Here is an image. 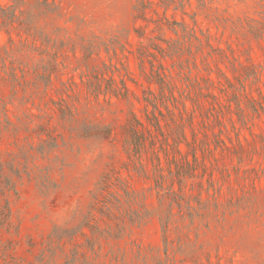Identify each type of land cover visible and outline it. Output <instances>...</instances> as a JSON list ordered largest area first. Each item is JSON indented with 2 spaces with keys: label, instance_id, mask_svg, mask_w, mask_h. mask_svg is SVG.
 I'll return each mask as SVG.
<instances>
[{
  "label": "rangeland",
  "instance_id": "obj_1",
  "mask_svg": "<svg viewBox=\"0 0 264 264\" xmlns=\"http://www.w3.org/2000/svg\"><path fill=\"white\" fill-rule=\"evenodd\" d=\"M134 1L58 0L61 15L39 21L40 28L51 33V36H54V30L58 29L62 37L70 38L58 55V77L54 79L46 97V100L58 102L66 108L65 119L59 121L57 112L51 107V110H46V114L42 116L46 132L57 141V145L49 155L37 154V167L33 169L37 175L34 178L25 177L18 185V195L14 196L11 202L10 227L0 228V264H160L164 257V238L169 243V264H264V173L260 172L261 169L264 170V150L256 143L258 138L250 136L251 133L258 136L261 130L264 131V116L250 118L248 113L247 129L241 128L231 103L232 95L230 96L229 91L219 93L218 84L215 85L213 93L221 104L210 105L200 99L194 111L193 130H186L191 152L195 151L198 159L194 163V169L197 170L196 184L185 180L184 191L189 189L197 192L201 180L206 187L205 181L213 179L217 186H221L222 194L219 200L224 202L236 198L241 208L224 221L216 220L210 215V211H207L208 206L209 210L213 207L207 204L209 198L206 192L201 191L195 199L202 203L199 208L201 216L204 217L202 222L198 220L191 225L187 221L186 224L182 220L174 221L163 233L157 218H151L140 225L122 226L124 233L120 237H97L94 241H88L86 237L77 234L75 238L64 243L65 255L57 256L54 261L49 258L44 263H39L42 250L47 247L48 238L56 227L75 226L83 220L92 203L93 193L104 175L112 177L111 184L107 186V193H112L115 186L122 183L130 190L143 192L146 196L144 202L150 209L157 203L154 192L148 191L152 183L131 169L132 163L124 148V129L131 112L144 120L143 91L149 87L139 70L136 57L138 46H147L150 42L145 38L138 39L134 31L139 30L148 38L176 37L166 27L162 31H155V21L158 22L164 17V8L159 0H153L157 4L153 6L156 13L150 11L147 14L150 22L134 19ZM190 3V6L184 7L186 15L183 11L173 10L171 7L166 11L165 18L169 22L185 21L195 29L197 35L200 30L209 34L214 46L225 49L230 58L233 56L244 66L253 65L258 69L264 66V35L261 39H255L246 32V27L241 29L239 35L232 32V27H222L226 20L238 23L239 27L241 23L245 26V20L264 23L260 15V5L264 4V1L212 0V14L219 22L206 18L205 13L197 9L195 0H190ZM195 13L197 14L194 25L190 17ZM256 26L260 27L259 24ZM11 37L18 41L15 33H12ZM7 39V35L1 32L0 47L7 44ZM84 44L89 48L90 44L92 46L88 58H83L85 53L80 51V46ZM161 45L165 46L164 43ZM229 48L232 53L228 51ZM151 52L158 59L161 58L153 50ZM160 60L169 67L175 85L185 87L184 78L187 74L181 77L177 75L178 69L176 66H170L172 60L169 58ZM103 62L120 68L122 73L135 82L127 81L133 92L129 102L113 98L112 104L109 105L103 100V96L97 100L86 93L81 80L85 81L86 76ZM211 66V77L216 80L213 63ZM219 66L232 79L229 64L219 63ZM145 67V72L149 73L150 66L147 61ZM196 73L199 77L206 76V73L200 70L192 71V77H198ZM259 77V82L244 81L241 83L243 87L237 86L239 90L245 89L247 100L259 99L258 92L264 97V71ZM71 81L76 82L77 86H73L72 92H67V95L63 94L61 82ZM232 82L235 80L232 79ZM150 87L156 88L153 85ZM187 106L190 107L189 102ZM151 110V106H148V112ZM161 110L169 119L166 111L163 108ZM33 111L37 112L35 109ZM175 119L180 122L177 112ZM232 120L238 130L231 129ZM163 126L169 134L170 130H175L176 124L169 121ZM219 130L224 134L227 130L233 142L236 139L235 134L239 135L244 147L241 164L235 157L228 156L221 150H210L209 145L214 140V134H219ZM43 138L47 139L46 136ZM34 140L38 141L35 136ZM161 143V146H167L165 140L162 139ZM42 145L46 149L50 146L49 143ZM155 145L159 147L157 142ZM0 146L5 150L8 142ZM180 148L183 151L181 155L173 151V146L164 147L163 151H160L163 166L161 170L166 176L165 187L168 190L172 187L177 189L179 184L172 168H183L185 164L187 149L184 145H180ZM128 167L129 170L125 169ZM148 167L150 168V163ZM41 172L49 173L48 183L44 181ZM113 214L118 218V208L113 209ZM112 218L109 216L101 219L99 216H93L95 223L91 221V224L96 226V223H101L106 228H112L113 225L107 223ZM85 232L90 235L87 229Z\"/></svg>",
  "mask_w": 264,
  "mask_h": 264
},
{
  "label": "trees",
  "instance_id": "obj_2",
  "mask_svg": "<svg viewBox=\"0 0 264 264\" xmlns=\"http://www.w3.org/2000/svg\"><path fill=\"white\" fill-rule=\"evenodd\" d=\"M195 1L197 9L205 13L206 18L212 19V22H219L212 14L213 9L210 6L212 0ZM159 3L164 8V17L158 22L155 21L157 23L155 31H162L166 27L176 38H148L143 32L134 31L138 39L145 38L150 42L147 46L142 44L138 46L136 57L139 62V70L144 75L149 87L143 91L144 120L131 112L130 119L124 129V148L132 163L131 169L152 183L148 191L154 192L157 203L150 209L144 202L146 196L143 192L130 190L122 183L115 186L112 193H107V186L111 184L112 177L104 175L93 193L92 203L83 216V220L75 226L56 227L54 233L48 238L47 247L42 250L39 263H44L49 258L54 261L57 256L65 255L64 243L68 239L75 238L77 234L86 237L88 241H94L97 237H116L115 235L120 237L124 233L122 226L140 225L151 218H157L163 233L174 221L182 220L183 223L189 222L191 225L198 220L202 222L204 217L201 216L199 209L202 207V203L195 199L198 192L201 191L206 192L209 198L207 204L213 207L209 210L210 206H208L207 211H210V215L214 216L216 220L224 221L241 208V204L237 202L236 198H230L224 202L219 200L222 194L221 186H217V183L212 181L213 179L205 181L206 187L201 180L199 182L200 191L199 189L197 192L189 189L184 191L185 180L196 184L195 173L197 170L194 169V163L198 159L197 153L191 152L186 130L187 128L193 130L194 111L200 99H204L210 105L221 104L213 93L216 84L220 86L217 87L219 93L229 91L230 96L232 95L231 103L234 105L237 122L241 128L247 129L248 113L250 118L264 116V97L261 92H258L259 99L249 98L250 100H247L245 89L239 90L237 87H243L241 83L243 84L244 81L259 82V76L262 75L264 66L260 69L253 65L244 66L237 62L233 56L230 58L225 49L214 46L210 41L209 34L200 30V34L197 35L195 29L185 21L169 22L165 18L166 11L171 7L173 10L183 11V14L186 15L184 7L191 5L190 0H159ZM154 5L157 4L153 0H135L132 5L134 19L150 22L147 14L150 11L156 13ZM260 9V15L264 20V4L260 5ZM196 14L190 17L194 25L196 24ZM60 15L61 8L58 0H0V33L3 32L8 37L7 44L0 47V145L8 142V147L5 150L0 146V228L2 229L10 227L11 202L12 198L18 195V185L25 177L34 178L37 175L33 170L37 167V154L49 155L57 145V141L46 132L42 116L46 114V110L52 108L57 112L59 121L65 119L66 108L60 106L58 102L46 100V97L54 79L58 77L60 66L58 55L70 38L62 37L58 29L54 30L56 34L51 36V33L44 31L39 25V21L43 18ZM225 23L222 24V27L224 29L232 27V32L236 35H239L241 29L246 27V32L255 39L263 38L264 23L245 20L244 27L243 23L239 27L238 23L230 20H226ZM256 24H259L260 27H257ZM12 33L17 35L18 41L11 37ZM161 43H164L165 46H162ZM80 47L82 48L80 51L85 53V55L82 53V57L88 58L91 44L90 48L85 44ZM151 50L156 52L162 60L166 58L172 60L170 66L177 67V75L181 77V75L186 76L187 74L184 78L185 87L180 88L175 85L173 74L167 64L161 62ZM72 51L75 53V48ZM106 51H108L107 48ZM228 51L232 53L230 48ZM146 61L150 66L149 73L145 72ZM211 63L214 65L216 80L211 77L213 73ZM219 63L229 64L228 69L232 74V79L235 80L234 83L220 68ZM200 70L206 73L205 77H199L197 73L198 77H192V71L199 72ZM127 81L135 83L131 78H128L127 74L122 73L120 68L103 62L100 67H96L86 76L85 81L81 80V84L84 85L86 93L97 100L103 96V100L111 105L113 98L125 102L130 101L133 92ZM61 83L62 92L65 95L67 92H72L73 86H77L74 81ZM152 85L156 88L152 89L150 87ZM187 102L190 103V107L187 106ZM148 106L152 108L149 112ZM161 108L166 111L169 119L165 117ZM34 109L37 112H34ZM175 112L178 113L180 122H176ZM162 121L165 125L169 121L176 124L175 130H170L167 134ZM232 125L233 131L238 130L233 120ZM225 132L224 134L219 130V134H214V140L209 148L211 151L221 150L228 156L235 157L241 164L244 151L243 143L239 135L235 134L236 139L233 142L227 130ZM34 136L38 141L34 140ZM44 136L47 139H44ZM191 136L194 137L193 132H191ZM250 136L258 138L256 143L260 144L261 149L264 150V131L261 130V134L258 136L254 133H251ZM162 139L165 140L167 146H161ZM244 141L247 142V139L244 138ZM155 142L159 144V147L155 145ZM38 143H40L39 146ZM45 143L50 144L48 149L43 148L42 144ZM180 145H184L187 149L185 164L183 168L181 166L172 168L173 172H176L179 184L177 189L172 187L168 190L165 187L166 176L161 170L163 166L160 151H163L164 147L173 146V151L177 155H181L183 151ZM236 148L239 149L236 150ZM163 155L167 157L166 154ZM148 163H150V168ZM125 169L129 170V167ZM260 172L264 173V170L261 169ZM171 173L170 175H172ZM42 177L48 183L49 173H42ZM115 208H118V218L113 214ZM93 216H99L101 219L112 216L113 218L107 223L113 227L106 228L101 223L92 226ZM86 229L90 235L85 232ZM168 247L169 243L164 238V257L162 261L160 260V264L170 263Z\"/></svg>",
  "mask_w": 264,
  "mask_h": 264
}]
</instances>
